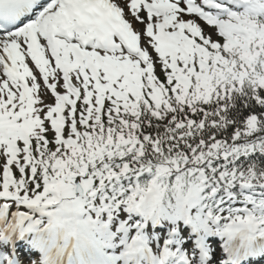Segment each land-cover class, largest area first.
I'll list each match as a JSON object with an SVG mask.
<instances>
[{
  "label": "snow or ice",
  "instance_id": "snow-or-ice-1",
  "mask_svg": "<svg viewBox=\"0 0 264 264\" xmlns=\"http://www.w3.org/2000/svg\"><path fill=\"white\" fill-rule=\"evenodd\" d=\"M0 264H264V0H0Z\"/></svg>",
  "mask_w": 264,
  "mask_h": 264
}]
</instances>
